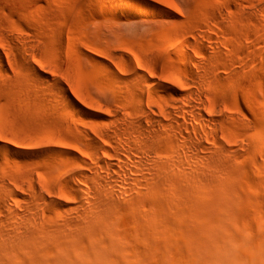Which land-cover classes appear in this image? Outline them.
<instances>
[{"label":"bare ground","instance_id":"6f19581e","mask_svg":"<svg viewBox=\"0 0 264 264\" xmlns=\"http://www.w3.org/2000/svg\"><path fill=\"white\" fill-rule=\"evenodd\" d=\"M226 1L184 32L155 2L80 0L175 20L148 51L110 42L102 65L0 0V264H264V0ZM53 50L94 65L90 82Z\"/></svg>","mask_w":264,"mask_h":264},{"label":"rangeland","instance_id":"374dc122","mask_svg":"<svg viewBox=\"0 0 264 264\" xmlns=\"http://www.w3.org/2000/svg\"><path fill=\"white\" fill-rule=\"evenodd\" d=\"M3 1L7 6L9 5L8 6L9 8L5 10L6 14L4 12L6 19L7 17L11 18V16L9 15L13 16L17 14V16L15 17L13 16L11 20L7 19L12 24L14 23L13 25H16V22L18 25V22H19L22 25H27L30 28L31 24L28 22V19L33 20L37 24L44 26V27L47 25V23L48 24L51 23V21H52V24L57 23L58 26L62 24V26L60 27H63L64 29L63 36L65 38H68V33L71 32V34L75 35L74 38H77V37L85 38V40L89 42V46L86 47L87 49L85 50V54L90 56L91 58H95L96 61L100 62V64L102 65L108 62L107 52L105 51L113 47L109 45L110 42L112 43V41L115 40V42L118 41L120 43L133 44L134 46L138 47L139 50L148 51L142 46H145L146 43L149 44L148 42L152 41L151 38L155 39L154 37H152L153 35L155 36V34L156 36H159V39L160 37H162L160 36L161 35L160 32H158L159 34H157V31L155 33L154 30H158L159 25L162 23H166L168 21L169 22L175 21L163 15H155L153 17H142V19H139V18L131 19L129 17V20L127 19L123 21H118L117 19L113 17L114 13L112 11L106 10V11L100 12L98 9L93 8L89 4L82 5L81 2L80 4L79 3L80 0H77V1L76 0H63L64 2L67 3V6H66L67 8L64 10H61L58 7L56 3L57 0H50L51 1L50 4L47 0H3ZM139 1L151 2V3L155 2L159 5V7H162V8L164 7L166 10L170 8V10L173 11L175 14L179 16L183 15L185 16V19L188 18L184 22L177 24V27L180 28L184 32H188L191 30V27L195 21V18L197 16L199 17V15L201 14V11L206 10V9H212L214 6L216 7V5L218 6L220 4L229 3L226 0H170L172 4H169L167 0H139ZM48 4H49V7H48ZM228 5H231V3ZM15 10L18 13H16ZM10 12L15 13V14H10ZM53 12H56V13L65 12L66 14L64 16V20L57 19L53 21L52 20ZM67 14L68 16L71 15L69 17L71 19L66 17ZM143 18L149 21L147 22L140 21V20H143ZM13 20L15 22H12ZM137 20H139V22ZM188 20L189 22H191L190 24ZM153 27H154V30H153ZM144 36L147 38H145ZM114 50L118 51L117 49H114ZM50 52L51 51H48V52L46 51L42 53V60H44L45 62L54 63L56 60V56L57 58H59V56H62L60 54H63V57L66 59L65 63L67 64L68 69H70L71 72L74 73L75 76L78 75L77 79H83V81H85L86 83L90 82L89 69H91V67L94 68V65L92 66V64L87 62L84 57H81L77 53L71 52L68 50L66 51L67 53H65V51L62 53H59L56 50L55 52L54 50L52 51V53ZM53 52L54 54L56 53L55 54L56 56H54ZM35 64H37V66L40 68L41 65L39 62ZM102 65L100 66L103 67ZM14 71H15L14 76L18 75V77L24 78L25 76L24 73H21L17 69V67H16V70L14 69ZM9 79H10V74L0 72V85L2 84L1 86L3 88L2 89L0 87L1 88L0 89V92H1L0 93V97H1L0 98V125L4 124L2 122H5L4 121L5 114L6 112H8V111L5 112V110H7L8 108V105H6V103H8L7 96H10V90L6 88V91H5L4 90L5 87H3V84L9 83L10 82ZM2 94L5 95V98H7L6 99L7 101L3 97L4 95L1 96ZM234 102L237 104L239 103V104L244 105L243 96L240 93H238L236 98H234ZM250 116H251V119L254 120V122L258 121V116L255 113H251ZM254 153L255 155L258 154L257 152H254Z\"/></svg>","mask_w":264,"mask_h":264}]
</instances>
